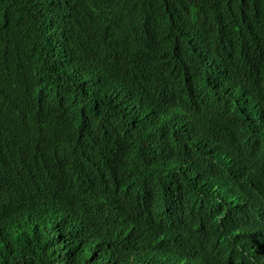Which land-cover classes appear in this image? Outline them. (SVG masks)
<instances>
[{"label": "trees", "instance_id": "16d2710c", "mask_svg": "<svg viewBox=\"0 0 264 264\" xmlns=\"http://www.w3.org/2000/svg\"><path fill=\"white\" fill-rule=\"evenodd\" d=\"M0 264H264V0H0Z\"/></svg>", "mask_w": 264, "mask_h": 264}]
</instances>
